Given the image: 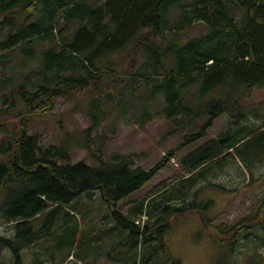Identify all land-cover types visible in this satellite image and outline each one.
<instances>
[{"label": "trees", "instance_id": "1", "mask_svg": "<svg viewBox=\"0 0 264 264\" xmlns=\"http://www.w3.org/2000/svg\"><path fill=\"white\" fill-rule=\"evenodd\" d=\"M197 24L203 28L200 33L187 36V29ZM20 53L26 56L11 70L22 69L28 60L37 63L27 73L18 72L19 78L24 75L21 84L15 75L0 81L3 102L9 87L13 97L8 107H0V117L10 114L18 98L21 104L13 114L18 123L0 145V225L30 230L32 218L41 212L83 193L91 197L99 192L121 228L129 231L140 258L135 264H160V256L162 264H181L158 231L187 213L199 214L201 227L217 246L216 264H264V255L257 250L264 229V200L257 201L253 215L232 223L215 224L214 217L195 205L198 184L208 173L223 169L227 158L242 161L249 173L254 164L264 166V114L255 115L256 125L243 130L238 125L246 106L238 105L233 96L244 87L264 86V0H0V65ZM140 80L144 92L138 94L137 105H142L138 117L142 125L159 117L178 122L176 117L183 116L193 125L209 112L200 130L178 148L204 136L224 112L236 116L228 129L237 125L243 132L228 142L220 134L192 148L181 159L187 176L164 187L159 200L150 197L146 204L142 199L120 211L118 202L151 180L166 159L148 169L118 153L103 159V141L99 138L96 155L92 132L110 121H128L132 92ZM121 84L123 91L115 94ZM84 90L92 93L89 125L77 131V147L86 150L96 166L84 160L71 162L67 141L45 147L38 134L26 132L28 122L51 112L60 95ZM211 93L220 98L206 101ZM144 94L146 100L162 96L159 109L147 111ZM251 139H257L256 147L247 158L240 148ZM184 182L188 185L180 188ZM21 235L17 231L14 238ZM17 241L15 246L14 240L0 235V242L13 248L16 264H21L19 247L32 241L23 237ZM250 244L253 250L248 253Z\"/></svg>", "mask_w": 264, "mask_h": 264}, {"label": "rangeland", "instance_id": "2", "mask_svg": "<svg viewBox=\"0 0 264 264\" xmlns=\"http://www.w3.org/2000/svg\"><path fill=\"white\" fill-rule=\"evenodd\" d=\"M202 29V26L197 24L188 28L186 35L199 34ZM37 49L41 50V46L38 45ZM17 52L18 50L15 48L14 54ZM25 56V53H20L10 63L0 65V81L4 77L15 75L18 80L16 83L21 84L24 75L19 78L18 72L27 73L37 61L35 59L28 60L22 69L11 70L10 67L22 62ZM122 85L115 89V94H120L123 91ZM135 85L139 87L135 91H131L133 105L127 112L128 121L125 123L110 121L102 128H96L92 132L93 142L91 145L97 155L99 148L95 146L103 141V152L101 153L103 159L118 153L128 156L134 160L135 165H141L145 169L154 166L164 158L166 160L151 180L118 202L117 207L120 211L122 209L126 211L128 203L134 204L135 201L142 199L147 200L146 204L149 203L150 197L151 199L156 198L154 201L159 200L158 193L164 187L175 182L179 177L187 176V170L182 165L181 159L188 151L220 134L225 135L222 140L228 142L227 138H236L243 132L240 128L247 130L255 126V115L264 114V86L241 88L239 93L233 92V96L239 99L238 105L246 106L245 112L243 111L244 121L238 125L240 128L236 125L232 126L233 129H228L231 126L230 122L231 124L235 123L236 116L224 112L206 129L204 136L195 141L186 142L178 148L186 137L200 130L203 123L209 118V112L196 117L193 125L187 124L188 117L184 118V116L176 117L178 122L159 117L142 125L138 121L142 105H137V96L144 92L142 88L144 83L140 80ZM91 94L90 91L84 90L70 95L67 93L60 95L51 112L28 122L27 134H38L40 145L45 147L50 144L63 145L67 141L68 146L71 143L69 148L71 162L84 160L86 164L96 166L98 163L95 159L89 156L86 150L77 147L79 142L77 134H80L77 131L89 125L87 111L90 108L91 99L89 97L92 96ZM6 95L8 99L5 98V102L0 97V107L6 108L11 104L13 100L11 87L8 88ZM219 98L217 94L211 93L205 99L209 101ZM18 99L13 108L9 110L10 114H7V111L0 117V145L5 136L18 123V117L13 115L19 111L21 106ZM143 100L146 110L151 113L159 109V105L163 103V97L160 95L155 99L146 100L144 94ZM199 101L200 98H196V102ZM256 140L251 139L249 144L246 143L240 148L247 158L252 156ZM171 151L172 155L169 154ZM2 157L3 155L0 153V158ZM229 158L223 162V169L220 171L218 169L216 174L215 172L214 174L208 173L207 178L197 186L198 196L195 199V205L199 206L207 217H214L215 224L232 223L241 217L253 215L257 201L264 200V166L254 164L252 173H249L244 168L242 161L238 160L237 162L235 158V160ZM239 166L244 169L243 174ZM217 167L215 166V169ZM186 184L182 183L180 188ZM53 208L54 206L32 218L30 230L27 226L17 229L7 223L0 225V235L14 240L15 246L18 245L17 240L20 237L32 241L19 247L21 264L139 263L140 258H137L136 250L133 249L128 239L129 231L121 228L99 192L91 197L83 193L71 202ZM201 225L199 214L187 213L173 220L168 227L160 228L158 234L162 237L163 243L168 246L171 255L180 259L181 264H216L217 246ZM17 231L22 235L19 238H14ZM257 243H259L257 250L264 255V229L259 234ZM251 250H253L252 244H250L248 253ZM150 253H146L145 258L149 257ZM158 262L162 264L161 256L158 258ZM0 264H16L13 248L5 246L3 243H0ZM237 264H243V262H237Z\"/></svg>", "mask_w": 264, "mask_h": 264}, {"label": "bare ground", "instance_id": "3", "mask_svg": "<svg viewBox=\"0 0 264 264\" xmlns=\"http://www.w3.org/2000/svg\"><path fill=\"white\" fill-rule=\"evenodd\" d=\"M59 8V7H58ZM65 13V12H64ZM158 18V17H157ZM101 28V27H100ZM242 34V33H241ZM245 34V33H244ZM167 38V37H166ZM218 40V39H217ZM47 43V42H46ZM11 44V43H10ZM14 44V43H13ZM208 46V45H207ZM173 47V46H172ZM205 48H207V47H205ZM101 50V49H100ZM166 52V51H165ZM90 53V52H89ZM97 53V52H96ZM99 53V52H98ZM97 53V54H98ZM233 54V53H232ZM154 56V55H153ZM94 57H95V55H94ZM87 59V58H86ZM115 60V59H114ZM89 61V60H88ZM99 62V61H98ZM83 63V62H82ZM241 64V63H240ZM86 67V66H85ZM88 69V68H87ZM76 71H78V70H76ZM244 73V72H243ZM58 75V74H57ZM251 75V74H250ZM77 77V76H76ZM241 77V76H240ZM155 80H156V78H155ZM149 114V113H148ZM31 150V149H30ZM21 155V154H20ZM39 161V160H38ZM44 167V166H43ZM43 170V169H42ZM197 172V171H196ZM44 201V200H43ZM46 203V202H45ZM56 205V204H55ZM48 206V205H47ZM51 207V206H50ZM59 207V206H58ZM35 217V216H34ZM138 219V218H137ZM1 243V242H0Z\"/></svg>", "mask_w": 264, "mask_h": 264}, {"label": "crops", "instance_id": "4", "mask_svg": "<svg viewBox=\"0 0 264 264\" xmlns=\"http://www.w3.org/2000/svg\"><path fill=\"white\" fill-rule=\"evenodd\" d=\"M106 261H107V258H106ZM107 263V262H106Z\"/></svg>", "mask_w": 264, "mask_h": 264}, {"label": "built area", "instance_id": "5", "mask_svg": "<svg viewBox=\"0 0 264 264\" xmlns=\"http://www.w3.org/2000/svg\"><path fill=\"white\" fill-rule=\"evenodd\" d=\"M144 218V217H143Z\"/></svg>", "mask_w": 264, "mask_h": 264}]
</instances>
